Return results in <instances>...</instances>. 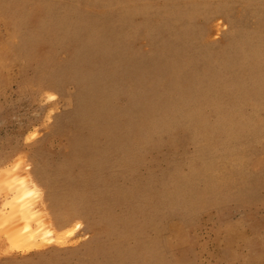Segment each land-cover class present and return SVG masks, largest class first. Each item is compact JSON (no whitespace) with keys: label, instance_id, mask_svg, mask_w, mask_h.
<instances>
[{"label":"rangeland","instance_id":"obj_1","mask_svg":"<svg viewBox=\"0 0 264 264\" xmlns=\"http://www.w3.org/2000/svg\"><path fill=\"white\" fill-rule=\"evenodd\" d=\"M11 174L81 228L0 264H264V0H0Z\"/></svg>","mask_w":264,"mask_h":264},{"label":"bare ground","instance_id":"obj_2","mask_svg":"<svg viewBox=\"0 0 264 264\" xmlns=\"http://www.w3.org/2000/svg\"><path fill=\"white\" fill-rule=\"evenodd\" d=\"M39 172L41 173V171ZM9 178L10 179H7V188L13 191V196L6 200L3 208H0V228L8 232L5 240V254H11L15 251H22L20 253L27 254L44 249L48 245H65L69 237L74 234L75 230L81 228V225L78 224L74 229L68 228L65 231L55 229L51 221L46 220L44 209L42 208L43 212L41 214V212L35 208L36 204L33 198L36 196L37 192L39 193L38 184L33 179L30 180L26 177H17L12 174ZM81 211L82 210H80V212ZM76 212L75 209V213ZM80 212L77 213L80 214ZM79 214L77 215L79 216ZM83 215L87 214L83 213ZM83 215L81 216L80 214L81 217H83ZM58 220V223L61 224L60 222L62 219L60 218ZM59 224L57 225L59 226Z\"/></svg>","mask_w":264,"mask_h":264}]
</instances>
